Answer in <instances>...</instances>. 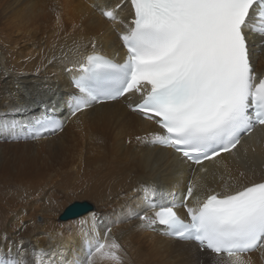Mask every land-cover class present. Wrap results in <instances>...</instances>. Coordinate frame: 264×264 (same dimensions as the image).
Segmentation results:
<instances>
[{"label": "bare ground", "instance_id": "1", "mask_svg": "<svg viewBox=\"0 0 264 264\" xmlns=\"http://www.w3.org/2000/svg\"><path fill=\"white\" fill-rule=\"evenodd\" d=\"M121 2L0 0V121L31 117L41 104L57 102L56 94L69 87L64 69L94 41L106 54H122L118 30L123 25L105 20L97 7ZM118 16L128 25L133 12L122 5ZM260 40L251 37L253 44ZM256 52L255 68L264 72V51ZM127 99L95 105L61 132L39 139L9 141L7 133L0 135V258L32 264L33 249H43L65 264L82 259L91 225L81 221L96 213L103 221L97 224L100 235L111 228L110 235L123 246L124 264H209L203 261L209 259L226 264L225 254L202 255L196 244L164 235L160 227H141L139 217L151 213L143 190L153 189V180L161 201L169 192H186L191 176L200 177L196 194L203 200L264 181V127L234 153L204 162L208 172L202 173L170 149L152 144L149 134L159 129L131 112ZM19 106L26 110H12ZM59 113L66 114L62 106ZM80 201L95 208L64 218ZM241 255L250 264H264V249Z\"/></svg>", "mask_w": 264, "mask_h": 264}, {"label": "snow or ice", "instance_id": "2", "mask_svg": "<svg viewBox=\"0 0 264 264\" xmlns=\"http://www.w3.org/2000/svg\"><path fill=\"white\" fill-rule=\"evenodd\" d=\"M130 4L133 19L128 25L118 16L119 4L97 5L110 23L123 25L118 31L126 58L116 63L93 53L78 64L79 75L72 81L76 91L66 100L70 117L136 96L130 109L159 128L151 133L150 142L172 149L207 173L204 161L232 153L243 135L257 125L264 127V72H258L253 62L256 49L264 51V0H130ZM253 35L261 37L259 44L251 42ZM43 107L44 115L31 123L0 121V135L39 139L61 131L64 122ZM200 181L194 177L186 192H169L159 202L153 199L155 189L145 187L144 203L152 214L139 217L144 221L141 227L162 226L164 235L226 254V264H250V258L241 254L264 249V182L201 200L196 194ZM190 199L195 203L190 205ZM180 207L188 219L178 214ZM98 222L96 213L81 221L91 228L84 257L71 264H124L123 246L110 235L111 228L100 235ZM32 257V264H65L43 249H33ZM0 264L28 262L0 259Z\"/></svg>", "mask_w": 264, "mask_h": 264}, {"label": "water", "instance_id": "3", "mask_svg": "<svg viewBox=\"0 0 264 264\" xmlns=\"http://www.w3.org/2000/svg\"><path fill=\"white\" fill-rule=\"evenodd\" d=\"M94 205L90 202L84 201L83 202H76L73 203L71 206L67 208V210L64 212L63 217L64 218H77L81 215H83V212L85 209L92 210L94 209Z\"/></svg>", "mask_w": 264, "mask_h": 264}, {"label": "rangeland", "instance_id": "4", "mask_svg": "<svg viewBox=\"0 0 264 264\" xmlns=\"http://www.w3.org/2000/svg\"><path fill=\"white\" fill-rule=\"evenodd\" d=\"M60 109H61V106H60ZM81 202V201H80ZM89 202V201H88ZM91 203V202H90ZM91 204H93V203H91Z\"/></svg>", "mask_w": 264, "mask_h": 264}]
</instances>
